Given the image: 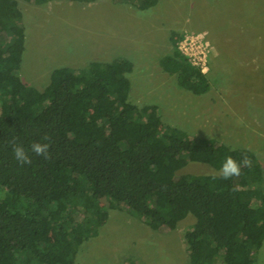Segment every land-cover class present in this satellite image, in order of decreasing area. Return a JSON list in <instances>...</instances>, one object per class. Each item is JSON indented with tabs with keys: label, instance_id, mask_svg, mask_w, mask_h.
<instances>
[{
	"label": "trees",
	"instance_id": "16d2710c",
	"mask_svg": "<svg viewBox=\"0 0 264 264\" xmlns=\"http://www.w3.org/2000/svg\"><path fill=\"white\" fill-rule=\"evenodd\" d=\"M115 1L142 11L159 3ZM26 37L19 0H0V264H78L111 210L155 231L195 218L183 232L191 264H260L264 165L255 151L190 135L162 119L159 105L132 101L135 64L127 58L58 67L39 89L20 73ZM183 37L171 32L174 50L161 66L179 87L208 93V73L179 49ZM35 142L50 143L48 158L31 152ZM14 144L31 164L14 159ZM228 156L250 163L225 180L219 173ZM194 161L215 172L180 173Z\"/></svg>",
	"mask_w": 264,
	"mask_h": 264
},
{
	"label": "rangeland",
	"instance_id": "374dc122",
	"mask_svg": "<svg viewBox=\"0 0 264 264\" xmlns=\"http://www.w3.org/2000/svg\"><path fill=\"white\" fill-rule=\"evenodd\" d=\"M19 2L27 32L25 81L43 89L58 67L130 59L132 101L159 105L162 119L190 135L251 148L264 165V0H159L146 11L115 0ZM173 30L205 53L210 92L179 87L177 75L161 66L174 50ZM213 172L200 161L180 171ZM194 221L190 216L174 230L155 231L126 210H111L78 264H191L183 232ZM255 256L264 264V246Z\"/></svg>",
	"mask_w": 264,
	"mask_h": 264
},
{
	"label": "clouds",
	"instance_id": "9594fccd",
	"mask_svg": "<svg viewBox=\"0 0 264 264\" xmlns=\"http://www.w3.org/2000/svg\"><path fill=\"white\" fill-rule=\"evenodd\" d=\"M43 139L45 141H49L50 138L46 135L43 137ZM49 149H50V143L48 142L46 143L35 142L31 145V152L37 156H42L44 158L49 157ZM13 155H14V159L18 161L21 165L32 163L31 156L22 145L14 144ZM249 163L250 160L248 159L247 156H244L240 161H237L232 156H228L223 162L219 174L221 178L225 180L231 179L234 176L238 177L241 175L242 165L246 166Z\"/></svg>",
	"mask_w": 264,
	"mask_h": 264
},
{
	"label": "built area",
	"instance_id": "2783aa9c",
	"mask_svg": "<svg viewBox=\"0 0 264 264\" xmlns=\"http://www.w3.org/2000/svg\"><path fill=\"white\" fill-rule=\"evenodd\" d=\"M200 46L196 40H189L187 37L184 41L179 42V49L184 53V55L196 66H199L203 72H208L207 59L203 51L200 52ZM202 53V55H201ZM190 55H193L194 58L190 59ZM189 56V57H188Z\"/></svg>",
	"mask_w": 264,
	"mask_h": 264
}]
</instances>
